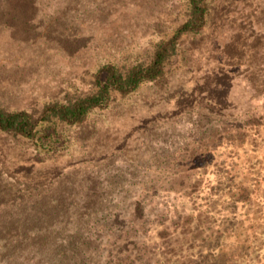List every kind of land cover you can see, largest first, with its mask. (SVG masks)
Returning a JSON list of instances; mask_svg holds the SVG:
<instances>
[{
	"label": "rangeland",
	"instance_id": "rangeland-1",
	"mask_svg": "<svg viewBox=\"0 0 264 264\" xmlns=\"http://www.w3.org/2000/svg\"><path fill=\"white\" fill-rule=\"evenodd\" d=\"M208 1L205 26L182 36L159 78L128 96L115 94L81 125H53L40 143L0 130V264H19L35 252L22 222L47 227V215L49 229L71 236L73 222L102 208L109 193L140 194L147 178L161 211H204L202 198L217 176L212 165L205 173L192 170L189 155L207 149L226 124L242 144L236 156L232 148L217 149L216 160L239 163L236 180L253 197L248 206L226 199L219 214L235 217L242 234L233 264L258 262L264 254V0ZM188 9L187 0H0V107L40 112L50 101L94 91L100 66L149 62L154 44L175 33ZM180 159L189 170L175 180ZM195 180L209 188L190 197L176 191ZM228 205L233 212L222 211Z\"/></svg>",
	"mask_w": 264,
	"mask_h": 264
},
{
	"label": "trees",
	"instance_id": "trees-1",
	"mask_svg": "<svg viewBox=\"0 0 264 264\" xmlns=\"http://www.w3.org/2000/svg\"><path fill=\"white\" fill-rule=\"evenodd\" d=\"M187 3V20L176 28L171 37L154 44L149 62H138L131 67L106 63L94 73V91L74 95L65 101H50L40 112L0 107V130L40 143L44 132L53 125L59 122L68 126L81 125L92 112L107 108L115 94L128 96L144 82L162 76L165 63L176 52L182 36L199 32L205 26L209 1L187 0ZM229 130L226 124L222 135L214 136L207 149L200 147L189 155L188 164H193L190 167L192 170L198 168L205 173L212 165L211 172L217 176L213 187L206 185L213 192L206 193V197L202 198L204 211L194 209L193 212L197 213L190 214L184 207L161 211L154 204L158 190L154 185L150 186L151 180L147 178L143 181L142 192L131 196L134 197L131 206H125L126 200L131 198L129 195L111 192L102 208L93 211L87 218L73 222L76 228L71 236L62 237V233H66L64 230L56 233L54 229H49L52 218L47 215V227L40 228L31 220L22 222L21 233L29 234L26 241L35 252L25 256L19 264H233L234 259L240 256L239 250L244 247L239 240L242 234L239 224L234 223L235 217L222 219L218 205H223L226 199L235 204L251 205L253 192L244 182L238 184L236 180L241 173L239 163H229L222 157L216 160L217 149L222 146L232 148L231 152L236 156L242 144L238 135H229ZM51 132L58 134L55 130ZM181 161L184 160L176 163L175 180L189 170L182 169ZM196 183V186L190 183L181 185L176 191L189 197L203 193L206 187L199 185L198 181ZM165 190L173 191L170 187ZM227 207L222 211L233 212L230 205ZM213 215L220 216L215 218V223L210 220ZM214 227L217 229L214 230ZM255 259L258 262L256 260L253 264H264L263 253Z\"/></svg>",
	"mask_w": 264,
	"mask_h": 264
}]
</instances>
